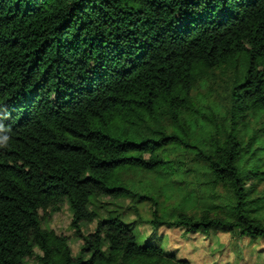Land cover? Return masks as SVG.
<instances>
[{
  "label": "trees",
  "instance_id": "trees-1",
  "mask_svg": "<svg viewBox=\"0 0 264 264\" xmlns=\"http://www.w3.org/2000/svg\"><path fill=\"white\" fill-rule=\"evenodd\" d=\"M126 197L150 218L101 217ZM135 224L264 239V0H0V264H190Z\"/></svg>",
  "mask_w": 264,
  "mask_h": 264
},
{
  "label": "rangeland",
  "instance_id": "rangeland-1",
  "mask_svg": "<svg viewBox=\"0 0 264 264\" xmlns=\"http://www.w3.org/2000/svg\"><path fill=\"white\" fill-rule=\"evenodd\" d=\"M232 70H217L209 74L204 81L198 83L192 92V98L198 107L197 100L203 104L215 103L226 104L227 87L233 80ZM212 103V104H213ZM205 107V106H204ZM149 177L148 173L132 172L129 180L135 184L140 183L142 188L147 190L145 183ZM138 187V186H135ZM222 191V189H220ZM169 191H165L168 194ZM177 192H173L169 200L161 198L162 210H167L179 201ZM105 200L110 201L106 198ZM137 206L139 216L147 220L150 218L149 203L136 204L135 200L129 197L119 198L112 204L107 205V210L101 211V217L117 215L126 222L137 220L136 214L131 209ZM71 214L67 206L55 213L48 214L45 218L44 227L54 230L57 234L65 235L69 238V247L76 254L79 250L81 240L74 236V230L70 226ZM95 223L84 224L81 228L83 233L93 231ZM136 240L139 244L149 239L153 245H160L165 250H175L178 257L185 258L190 264H264V239L240 238L236 234L221 231L210 232L208 234L196 233L187 234L180 229L159 228L150 229L143 224L133 226ZM30 264H36L35 260H30Z\"/></svg>",
  "mask_w": 264,
  "mask_h": 264
}]
</instances>
